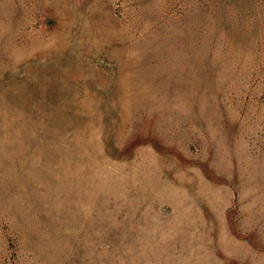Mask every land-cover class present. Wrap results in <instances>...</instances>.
Masks as SVG:
<instances>
[{
	"label": "rangeland",
	"instance_id": "obj_1",
	"mask_svg": "<svg viewBox=\"0 0 264 264\" xmlns=\"http://www.w3.org/2000/svg\"><path fill=\"white\" fill-rule=\"evenodd\" d=\"M0 264H264V0H0Z\"/></svg>",
	"mask_w": 264,
	"mask_h": 264
}]
</instances>
